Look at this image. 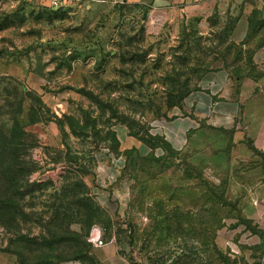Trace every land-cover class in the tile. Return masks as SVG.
I'll return each instance as SVG.
<instances>
[{"label": "rangeland", "instance_id": "1", "mask_svg": "<svg viewBox=\"0 0 264 264\" xmlns=\"http://www.w3.org/2000/svg\"><path fill=\"white\" fill-rule=\"evenodd\" d=\"M233 24L0 0V264H20L14 251L27 264H264V211H246L264 161L233 156L223 128L202 123L181 148L160 131L210 71L260 76ZM263 27L254 15L250 36ZM48 226L61 243L46 246Z\"/></svg>", "mask_w": 264, "mask_h": 264}, {"label": "crops", "instance_id": "2", "mask_svg": "<svg viewBox=\"0 0 264 264\" xmlns=\"http://www.w3.org/2000/svg\"><path fill=\"white\" fill-rule=\"evenodd\" d=\"M121 3L150 4L170 21L206 19L215 14L234 21L230 39L253 51L252 60L260 76L235 74L226 67L210 71L202 80V88L186 99L188 114L178 121L166 122L160 131L175 147L181 148L187 132L202 123L209 128H223L230 135L228 142L233 156L242 150L247 160L258 158L261 163L264 157V27L251 36L250 32L254 15L264 21V0H82L81 4L72 3L64 10L84 4L91 7ZM36 4L49 7L50 0ZM252 146L262 155L254 153ZM259 167L263 170L262 183L256 186L253 197L257 204L261 202L259 211L250 200L246 202V211L253 214L264 211V168L261 164ZM257 181L260 182L258 177ZM220 240L225 242L224 238Z\"/></svg>", "mask_w": 264, "mask_h": 264}, {"label": "trees", "instance_id": "3", "mask_svg": "<svg viewBox=\"0 0 264 264\" xmlns=\"http://www.w3.org/2000/svg\"><path fill=\"white\" fill-rule=\"evenodd\" d=\"M42 7H43L44 9H48V10H61V11H66V10H64V8L54 9V8L46 7V6H42ZM238 45L241 46V47H239V48H240V52L242 53L243 44H238ZM250 55L253 56V51L250 52ZM17 143H18L17 141L12 140L10 144L14 146V145H16ZM252 150L254 151V153L262 155V153H261L260 151H258V150H257L255 147H253V146H252ZM10 154L14 157V156L16 155V149H13V148H12V149L10 150ZM29 161H30V160H29ZM263 161H264V157H263ZM27 182L29 183V186H36V185H39V184H37V182H30V179H29V178L27 179ZM58 218H59V217H58ZM55 220H57V219H53L52 222L55 221ZM52 222H50V224H51ZM50 226H51V225H50ZM50 226H48V230L50 231V233H51V235L54 237V239H53V240H49L48 243L46 244V246H53L54 244H59V243H61V241H57V239H55V238H56V235H57V232L54 231V230H52V228H51ZM28 242H29V241H28ZM12 244L15 245V244H17V243H12ZM14 253H18L20 264H27V263L23 262V261L20 259V251H14ZM28 264H33V263H28ZM37 264H39V263H37ZM45 264H52V263H45Z\"/></svg>", "mask_w": 264, "mask_h": 264}, {"label": "built area", "instance_id": "4", "mask_svg": "<svg viewBox=\"0 0 264 264\" xmlns=\"http://www.w3.org/2000/svg\"><path fill=\"white\" fill-rule=\"evenodd\" d=\"M29 3H40L42 0H25ZM82 0H50L49 7L54 9L66 8L67 6L71 5L72 3H80ZM91 241L96 246H101L104 244L101 235L96 234L95 231L91 234Z\"/></svg>", "mask_w": 264, "mask_h": 264}]
</instances>
